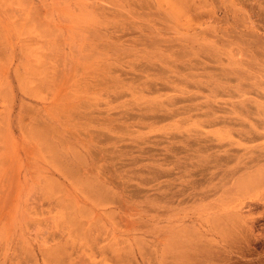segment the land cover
Wrapping results in <instances>:
<instances>
[{
  "label": "rangeland",
  "instance_id": "obj_1",
  "mask_svg": "<svg viewBox=\"0 0 264 264\" xmlns=\"http://www.w3.org/2000/svg\"><path fill=\"white\" fill-rule=\"evenodd\" d=\"M0 120V264H264V0H0Z\"/></svg>",
  "mask_w": 264,
  "mask_h": 264
},
{
  "label": "bare ground",
  "instance_id": "obj_2",
  "mask_svg": "<svg viewBox=\"0 0 264 264\" xmlns=\"http://www.w3.org/2000/svg\"><path fill=\"white\" fill-rule=\"evenodd\" d=\"M4 116V115H3ZM6 119H8L7 117L6 118H4V117H2L1 118V120L2 121H6ZM0 120V121H1ZM1 121V124L3 123ZM0 124V125H1ZM8 136V138L10 137L9 135H7ZM12 147H11V140H10V138H9V142H8V140L7 139H5L4 140V142H3V144L0 142V151L1 152H7V151H9L10 149H11ZM0 161H1V159H0ZM6 172H7V169H6V167H4V166H0V180H2V179H4L3 177L5 176V174H6ZM7 184H10L9 186H7L6 188H2L3 187V184L5 183V182H0V201L1 200H3V201H1L0 202V231L2 232H4L5 230H4V226L2 225L1 226V221H2V219L3 218H5L7 215H8V213L9 212H7V208H8V205H7V203H8V200H6V198H9L10 196H11V194H12V189H11V185H12V180L11 179H8L7 178ZM9 202H10V200H9ZM12 203V202H11ZM11 203H10V205H11ZM6 232V231H5ZM4 232V233H5Z\"/></svg>",
  "mask_w": 264,
  "mask_h": 264
}]
</instances>
